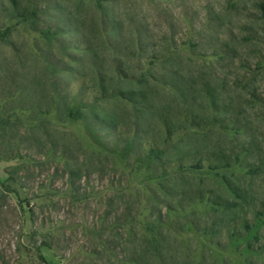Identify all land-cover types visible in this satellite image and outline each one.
<instances>
[{"label":"rangeland","instance_id":"rangeland-1","mask_svg":"<svg viewBox=\"0 0 264 264\" xmlns=\"http://www.w3.org/2000/svg\"><path fill=\"white\" fill-rule=\"evenodd\" d=\"M159 220L264 264V0H0V264H144Z\"/></svg>","mask_w":264,"mask_h":264},{"label":"trees","instance_id":"trees-1","mask_svg":"<svg viewBox=\"0 0 264 264\" xmlns=\"http://www.w3.org/2000/svg\"><path fill=\"white\" fill-rule=\"evenodd\" d=\"M130 101V100H129ZM79 116V114H77ZM68 116L70 118H74L77 119L76 116L72 115L71 112H69ZM81 116V115H80ZM156 151L154 149H151L150 152ZM150 161V160H148ZM193 167H189L188 169H192ZM215 169V168H214ZM138 212L133 213L129 212L125 215V218H122L121 220L123 221V223L125 225H129L131 227H133L135 224L138 223ZM160 220L158 223L156 224H142L141 227H146L145 229V233L147 235H149V240L146 241V252L148 254V258L142 260L144 264H166L167 259L164 258V256L162 255L163 250L161 249L160 246V240L158 241V237L160 234ZM143 229V228H142ZM144 231V229H143ZM42 262L44 264H48V262L46 260H44L43 258H41ZM131 264H138L137 260L135 258H132L130 260Z\"/></svg>","mask_w":264,"mask_h":264}]
</instances>
